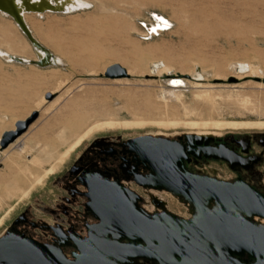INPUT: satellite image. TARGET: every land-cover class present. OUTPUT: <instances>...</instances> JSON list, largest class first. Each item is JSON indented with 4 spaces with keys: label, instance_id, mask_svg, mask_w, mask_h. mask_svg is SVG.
Wrapping results in <instances>:
<instances>
[{
    "label": "rangeland",
    "instance_id": "374dc122",
    "mask_svg": "<svg viewBox=\"0 0 264 264\" xmlns=\"http://www.w3.org/2000/svg\"><path fill=\"white\" fill-rule=\"evenodd\" d=\"M84 1L90 7L25 16L34 36L63 66L0 56V136L11 117L37 114L5 149L12 159L8 165L0 154V236L25 209H38L52 179L97 137L264 133V0ZM153 14L172 26L150 36ZM0 49L36 59L26 36L3 13ZM229 58L251 60L256 76L235 74ZM149 59L166 63L170 71L149 70ZM115 64L129 75L107 77L106 69ZM174 78L189 83L173 87ZM173 90L176 97L163 93ZM78 115L84 118L80 127L66 129ZM89 128L93 131L77 143Z\"/></svg>",
    "mask_w": 264,
    "mask_h": 264
},
{
    "label": "flooded vegetation",
    "instance_id": "af4514ba",
    "mask_svg": "<svg viewBox=\"0 0 264 264\" xmlns=\"http://www.w3.org/2000/svg\"><path fill=\"white\" fill-rule=\"evenodd\" d=\"M216 183L264 199V133L100 136L80 147L46 200L21 212L0 239L15 233L40 243L44 250H17L29 264H161L170 255L161 244H232L222 230L233 216L264 227V202L252 213L224 206ZM160 227L178 240H159Z\"/></svg>",
    "mask_w": 264,
    "mask_h": 264
},
{
    "label": "water",
    "instance_id": "95a60500",
    "mask_svg": "<svg viewBox=\"0 0 264 264\" xmlns=\"http://www.w3.org/2000/svg\"><path fill=\"white\" fill-rule=\"evenodd\" d=\"M31 3L33 6H35L33 8L41 10L39 8V3ZM0 11H3L4 13L11 16L18 24L22 33L26 36L31 45L41 49L44 52V56L42 58L31 60L30 64H34L39 67H48L52 65L60 66L59 63H55L54 60H52L53 55L50 49L40 43V41H38V39L34 36L32 30L22 17L15 0H3L2 5H0ZM153 17L156 20V28L158 26V21L161 20L157 19V17L163 16L153 14ZM171 26V23L169 26L162 24L156 29L153 28L154 26H151L149 28V33L158 34V29L167 30ZM105 75L109 78H121L128 76L127 70L119 64L108 67L105 71ZM174 79L179 80V78ZM36 116L37 114L27 120L19 121L16 124V128L14 130L4 132L0 139V151L6 149L20 135L25 133L35 120ZM216 184L221 187L220 193H222V195L221 197L218 196V200L223 202L224 206L227 203H237L236 208L247 211L248 213H252L256 212L253 210L257 209V203L264 202L263 198L258 196L253 190L247 187L245 188L236 185L230 187L229 184L225 183ZM238 187L241 189H238ZM261 210L264 212V207H262ZM260 215L264 216V213H260ZM232 218V226L222 230L223 235L227 234L233 236L232 240L231 238L229 239L232 244H216L215 246L210 247L214 251L208 248V250L211 252L206 250L204 244H171L169 247L168 244H161L163 247L162 249L166 251L168 248L170 250L169 256L164 255V257L162 256V258H159L161 264H247V260L244 259L245 256L254 258L256 261L253 264H264V227L257 225L251 217H242L240 215H236ZM184 226H186V224H184ZM181 233L187 234L186 231H181ZM158 236L159 240H178L177 233H175L174 238H172V236L168 235V232L164 227L159 228ZM183 237L182 239H186ZM144 239L148 240L146 237ZM0 249L5 251V254L0 256V263L29 264V261L26 260L25 256L23 254H18L17 250H44V247L32 239L11 233L0 239ZM234 255H237L238 258L234 257ZM177 257H180L181 260H179ZM242 258L245 261H242Z\"/></svg>",
    "mask_w": 264,
    "mask_h": 264
},
{
    "label": "bare ground",
    "instance_id": "6f19581e",
    "mask_svg": "<svg viewBox=\"0 0 264 264\" xmlns=\"http://www.w3.org/2000/svg\"><path fill=\"white\" fill-rule=\"evenodd\" d=\"M26 2V4H25V2ZM31 2H37V3H39L40 4V6H39V8L41 9V10H38V9H36V8H33V7H35V6H33L32 5V3ZM17 4V6H18V8H19V10H20V12H21V14H22V17L24 18V20H25V22L27 23V21H26V18H25V16H26V14H30V13H36V14H43V13H46V12H52V13H68L69 12V10H75V8H82V7H87V6H89L90 4L88 3V2H86V1H84V0H19V3H16ZM90 7V6H89ZM32 9H34V10H32ZM78 10H80V9H78ZM77 10V11H78ZM0 13H3V14H5V15H7V16H9L8 14H6V13H4L3 11H0ZM9 17H11V16H9ZM12 18V17H11ZM161 18V20L160 21H158V26H161L162 24H164V25H170V22H169V20H167L166 18H164V17H160ZM13 19V18H12ZM14 21V20H13ZM166 22V23H165ZM14 23L16 24V26L19 28V30L21 31V29H20V27L18 26V24L14 21ZM28 25V24H27ZM29 26V25H28ZM152 26H154L153 28H155V26H156V23H154ZM157 26V27H158ZM156 27V28H157ZM30 28V27H29ZM155 28V29H156ZM157 31H159V29L157 30ZM22 32V31H21ZM152 34H150V36H151ZM39 41V40H38ZM32 46V45H31ZM32 48H33V50H34V52H35V54H36V59H39V58H42L43 56H44V52L41 50V49H39V48H37V47H34V46H32ZM52 55H53V57H52V60H54V62L55 63H59L60 64V66H56V67H61V66H63V64H62V62H61V60L59 59V57L58 56H56L54 53H52ZM0 56H7L8 58H10V61L12 62V61H15V62H19V63H24V64H29V65H34V64H30V61H31V59H26L25 57H23L22 55H20V54H14V53H11V52H9V51H7V52H3L1 49H0ZM35 59V60H36ZM229 64H228V68L232 71V72H234L235 74H236V72L237 71H248L249 72V74H252V75H255L256 76V68H255V66H254V63L251 61V60H249V59H233V58H229ZM148 62H150V64H151V66H150V69L149 70H157L156 72H162V71H166V72H169L170 71V67L166 64V63H164V62H153V61H151L150 59L148 60ZM160 65H161V67H160ZM112 66V65H111ZM198 66V65H197ZM110 67V66H109ZM124 68V67H123ZM258 69V68H257ZM89 71H91V72H93V71H95V69H89ZM154 72V71H153ZM196 72L197 71H191V74H193V75H196ZM264 72V71H263ZM260 73L261 74V76H263V74L264 73ZM237 73H239V72H237ZM242 73V72H241ZM128 74V73H127ZM199 74V73H198ZM129 75V74H128ZM199 76H202L201 74H199L198 75V78H199ZM258 76V75H257ZM198 80H200V79H198ZM186 82L187 83H189V81H186V79H184V78H179V80L178 79H169V83H170V85H172L173 87H182L184 84H186ZM187 85V84H186ZM195 85L196 86H200V84L199 83H195ZM164 94H169V95H172V96H174V97H176L177 96V91H175V90H173V91H169V92H163ZM85 114V113H84ZM30 117V116H29ZM8 119H9V117H8ZM7 119V120H8ZM11 119V126H10V128H9V130H14L15 128H16V124L19 122V121H24V120H18V119H16V117L14 118H10ZM27 119H29V118H26L25 120H27ZM2 121H3V119H1ZM82 122H84V118H83V115H78V116H76L73 120H71V122L70 123H68V124H66V129H71V130H74V129H76L77 127L79 128L80 127V124L82 123ZM14 123H15V128H14ZM196 123V122H195ZM199 123V122H198ZM195 124V125H200V126H207V124H202V123H199V124ZM222 123V122H221ZM252 123V122H251ZM124 125H132V124H130V123H123ZM168 125V124H167ZM171 125V124H170ZM232 125H235V124H232ZM231 125V126H232ZM239 126H240V124H238ZM237 125V126H238ZM243 125V124H242ZM246 125V124H245ZM218 126L221 128L222 126H227V125H225V124H218ZM238 126V127H239ZM259 126V125H258ZM228 127H230V126H228ZM246 127H248L247 125H246ZM14 128V129H13ZM9 130H6V131H9ZM6 131H4V132H6ZM93 131V128H89L88 130H86V132L80 137V139L77 141V143L81 140V138H84V137H86V136H88L91 132ZM3 132V133H4ZM2 133V134H3ZM2 136V135H1ZM1 136H0V139H1ZM21 136V135H20ZM19 136V137H20ZM18 137V138H19ZM17 138V139H18ZM16 139V140H17ZM15 140V141H16ZM14 141V142H15ZM12 144V143H11ZM73 148V147H72ZM20 149L22 150V151H24L25 149H26V145L23 143V144H21V147H20ZM68 152H66L65 154H63L62 156H61V158L58 160V161H62L63 160V158L65 157V155L67 154ZM0 154L3 156V159H4V161H5V164L6 165H8L9 164V162H11V157L6 153V151H5V149L4 150H2V151H0ZM1 188V190H2V187H0Z\"/></svg>",
    "mask_w": 264,
    "mask_h": 264
},
{
    "label": "snow or ice",
    "instance_id": "6c2138e0",
    "mask_svg": "<svg viewBox=\"0 0 264 264\" xmlns=\"http://www.w3.org/2000/svg\"><path fill=\"white\" fill-rule=\"evenodd\" d=\"M16 3H19V0H15ZM3 0H0V5H2ZM157 19H161L160 17H157ZM166 23V22H165Z\"/></svg>",
    "mask_w": 264,
    "mask_h": 264
},
{
    "label": "built area",
    "instance_id": "2783aa9c",
    "mask_svg": "<svg viewBox=\"0 0 264 264\" xmlns=\"http://www.w3.org/2000/svg\"><path fill=\"white\" fill-rule=\"evenodd\" d=\"M151 34H154V33H151Z\"/></svg>",
    "mask_w": 264,
    "mask_h": 264
}]
</instances>
